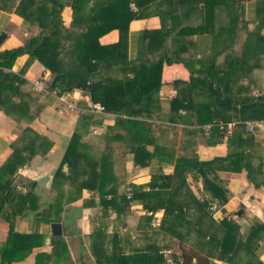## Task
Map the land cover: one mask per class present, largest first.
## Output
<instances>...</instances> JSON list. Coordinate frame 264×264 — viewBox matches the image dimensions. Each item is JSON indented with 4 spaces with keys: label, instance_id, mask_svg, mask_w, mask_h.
I'll use <instances>...</instances> for the list:
<instances>
[{
    "label": "trees",
    "instance_id": "trees-1",
    "mask_svg": "<svg viewBox=\"0 0 264 264\" xmlns=\"http://www.w3.org/2000/svg\"><path fill=\"white\" fill-rule=\"evenodd\" d=\"M32 1H35L40 9L37 20L42 29L37 36L22 46L1 51L0 66L11 67L13 59L24 53L31 59L36 58L52 74L48 85L50 89H55L57 94L73 89L87 90L91 102L101 103L105 112L115 115L114 124L108 130H116V127L133 129V139L138 146L149 143V139L145 140L142 136V129L149 135L152 128V121L147 119H160L162 116L172 118L173 114L185 118L194 114L200 124L239 121L236 128L243 126L241 123L246 120H264V96L257 98L251 96L249 85L232 86L233 75L238 69L251 70L257 66V60L264 55V0H256V17L249 29L246 28L245 20L241 18L242 0H47L48 5L44 0L40 3L36 0H20L16 6L17 13L20 12V7H28ZM64 4L72 8L73 16L69 27L63 25L60 16ZM131 7H135V10ZM152 7L157 8L156 13L160 17L162 27L167 20H170V27H164L163 30L140 31L139 39L149 40L150 43L145 44L147 45L145 48H140L134 58L126 60L125 65L117 67V70H125L123 77L113 74L114 69L106 62V55L126 57L129 21L149 13ZM217 8L221 11L218 15H222L226 21L213 27L209 23L215 14L217 16ZM21 13L18 14L22 16ZM28 16L29 13L23 12V17ZM185 17L194 22L184 23ZM80 21L85 22L84 26H79ZM242 27L246 28L244 29L246 34L238 55L226 62L227 68L220 75L217 72L216 58L234 47L236 36ZM111 29L118 30V41L110 45H100L98 37ZM169 33L173 43L170 42L162 48L161 40L163 41ZM192 34L196 35L192 43L194 54L176 57L175 55L180 52H187L185 41H189L188 37ZM157 37L160 38L159 50ZM176 38H181L180 45L175 41ZM65 54L69 57L67 65L63 66L62 58ZM150 54H155L152 61L148 60L147 55ZM173 62H180L187 68L190 74L189 81L176 79L172 82L177 91L164 109L159 99L161 70L164 63ZM27 64L18 72H5L0 68V109L7 115H15L13 116L15 119H18V114H26V103L15 101L13 98L18 95L21 85L25 82L22 75ZM128 72L132 75L128 76ZM260 82L262 84L256 83L258 86L256 88L263 90L264 78ZM194 87L197 88L196 91L193 90ZM194 93L201 94L203 98L199 101L194 100ZM179 110H184L186 115ZM91 114L80 115L79 126L71 134L61 162L53 174L52 184L55 188L61 186L62 180L70 185L67 197L69 201L77 198L85 188L97 192L99 202L105 208L111 207L117 214H121L129 208L132 199L142 198L145 210L164 208L158 228L181 241L183 237L176 228L183 226L188 205L159 203L158 200L164 194L160 188L165 184L170 185L177 178L170 194L174 195L177 190L184 187L186 190L183 194L192 198L186 186L185 172L195 169L201 174L204 186L211 191L209 197H204L203 200L195 196L192 198L193 211L189 222L192 232L199 240L198 246L215 250L219 259L229 263H234L239 254L243 253V264H259L254 261V250L264 236L263 223H253L248 232L241 235L237 223L232 219L223 218L219 222L211 221L214 234L200 232L210 207L209 201L215 198L220 206L228 198L227 190L215 182L217 176L209 178L207 173L219 167L232 169L238 165V168L241 166L246 168L250 178L251 164L244 161L241 152L240 156L235 152L228 153L223 158L214 157L202 161L188 158L177 164L171 175H153L147 191L143 190L142 185L133 183L128 185L129 189L120 191L122 181L117 179L112 170L113 158L109 149L96 158L81 141L80 128H87L92 122ZM33 116L30 114L27 118ZM210 130L216 134L217 139H222L223 130L216 125H212ZM236 132L235 129L232 130L233 134ZM24 133L31 131L24 128ZM23 134L19 138L24 136ZM117 135L119 134H114L115 137H119ZM19 138L12 154L0 166V217L5 215V205H10L11 214L14 216L32 213L38 222L45 224L59 222L62 203L54 201L39 207L32 182L26 184L24 192L15 189L12 176L19 166L29 161L33 153V149L27 148L26 144H18ZM231 140L229 137V142ZM134 152L137 153L136 150ZM64 165L66 171L63 170ZM254 184L259 186L260 182ZM108 194L109 199L106 198ZM144 219L142 227L151 232L155 228L152 226L151 216L146 215ZM205 235H209L208 240L202 238ZM171 250L173 257L179 258L181 263L190 264L185 261L181 250L178 252ZM66 260L69 261V256L61 233L51 232L47 241L43 233L15 231L13 222L9 220L8 231L0 243V264H19L24 261H28V264H63ZM97 261L101 263L99 259ZM162 261L163 256L153 242H147L127 255L114 250L106 255L108 264H160Z\"/></svg>",
    "mask_w": 264,
    "mask_h": 264
},
{
    "label": "crops",
    "instance_id": "crops-1",
    "mask_svg": "<svg viewBox=\"0 0 264 264\" xmlns=\"http://www.w3.org/2000/svg\"><path fill=\"white\" fill-rule=\"evenodd\" d=\"M36 1L40 3L41 0ZM19 2L20 0H0V33H5V37L0 43V52L22 46L29 39L37 36L42 29L37 20L40 9L36 2L32 1L28 7H20L18 13L22 12V16L16 10ZM44 3L49 4L47 0H44ZM40 5L44 6L38 4V6ZM256 7V0H242L241 18L245 20L248 29L254 24ZM131 9L135 10V7H131ZM156 11L157 8L152 7L149 13L129 21L126 57L116 58L106 55V62L114 69L113 74L123 77L125 70H117V67L125 65L126 60L134 58L140 48H145L147 46L145 44L150 43L149 40L139 39L138 33L140 31L145 29L163 30L164 27H170V20H167L162 27ZM216 11L217 16L215 14L209 23L213 27L226 21L222 15H218L220 11L218 8ZM23 12L29 13L28 18L23 17ZM60 16L63 25L69 27L73 16L72 8L68 4H64ZM183 22L192 24L194 21L185 17ZM84 23V21H80L78 24L84 26ZM246 28L242 27L240 33L238 32L233 48L217 56V72L220 75L227 68L226 62L238 55L246 34L244 30ZM170 35L169 33L165 36L166 38H163V41L161 40L162 48L164 45L166 47L167 44H170ZM195 37L196 35L192 34L188 37L189 41H185L187 52H180L175 56H192L194 54L192 43ZM118 39V30L111 29L98 37V43L102 46L110 45L116 43ZM159 39L157 37L158 50ZM180 39L176 38L175 40L179 45ZM147 56L150 61L155 59V54ZM68 57L69 55L66 54L63 56V66L67 65ZM25 64H27V68L22 75L25 82L21 85L18 95L13 99L26 103V114H18V119H15L13 117L15 115H7L0 109V166L12 154L17 139L23 134V129H30L31 133H24V136L19 138L18 144H26L27 148L33 149L32 156L27 163L15 170L12 179L16 191L19 192H24L27 187L26 184L29 182L33 183V192L39 207L54 201L62 203L58 223L61 224V235L69 256V261L66 260L63 264H108L106 255H109L113 250L127 255L147 242H153L159 249L169 247L175 252L181 250L185 261L190 264L244 263L243 253L239 254L234 263H229L224 259H219L215 250L198 246L199 240L196 234L192 232L191 222H189V217L193 211L192 198L195 196L203 200L204 197H209L211 191L204 186L201 174L195 169L185 172L186 186L190 190L192 198L183 194L186 190L184 187L177 190L174 195L170 194L177 178L170 185L165 184L160 188L164 194L158 200L159 203L188 205L183 226L176 228L183 237L181 241L158 227H155L151 232L142 227L146 216L142 198L132 199L126 212L117 214L111 207L105 208L101 205L97 192L85 188L82 189L77 198L69 201L67 197L70 185L62 180L61 186L55 188L52 184L53 174L61 162L71 134L79 126L80 115L86 113H92L90 115L92 122L87 128H80L82 132L81 141L88 146L87 150L96 158H99L103 151L109 149L113 158L112 170L117 179L122 181L119 186L120 191L129 189L130 183L142 185L143 190L147 191L153 175H171L177 164L183 163L188 158L202 161L214 157L223 158L228 153L235 152L240 156L239 153L241 152L244 161L251 164L250 178L246 168L242 166L238 168L237 164V166L235 165L236 168L219 167L213 172L207 173L209 178L217 176V180L215 177L213 180L227 190L228 198L220 206L217 204L219 201L215 198L209 201V205L216 206V209L211 210L208 207L200 232L202 234H214L211 221L219 222L221 219L227 218L237 223L239 234L245 235L253 223L264 224V120L256 121L255 127L250 131L246 130L244 125L240 127L241 129L235 127L236 134H233L232 131L229 134L224 133L222 139L219 140L215 133H211V130H204L203 126L208 123H198L194 114L185 118L173 114L172 118L162 116L160 119H147V121H152V128L149 135L147 131L144 132L142 129V136L145 137V140L149 139V143L138 146L133 139V129L116 127V130H108L114 124V114L88 111L91 99L87 90L66 91L77 108L86 109L84 113L59 112L57 107L62 106V103L58 101L57 95L54 93L55 89L48 88L39 92L33 90V80L43 76L49 81L52 78L51 72L36 58L31 59L27 53L20 54L13 59L11 67L0 66V68L5 72H18ZM127 75L131 76L132 73L128 72ZM189 75L187 68L180 62L163 64L159 91L162 108H167L170 98L176 94L177 89L172 82L176 79L187 82ZM233 77V87L249 85V88H252L257 86L256 83L262 84L260 80L263 81L264 78V55L257 60V66L251 70L238 69ZM193 90L196 91L197 88L194 87ZM193 95L194 100L197 101L203 98L201 94L194 93ZM179 111L186 115L184 110ZM30 114L34 116L27 118ZM97 127H99V131L93 132V129ZM115 133H118L117 136L119 137H115ZM229 137L232 138L230 142ZM135 150L137 153L134 152ZM135 156L136 162H134ZM63 170L66 171V165L63 166ZM254 182H260V185L256 186ZM59 191L62 192L59 193ZM106 198L109 199L110 195H106ZM4 210L5 215L0 217V243L8 231L9 220L13 222L15 231L43 233L48 241L51 223L45 224L36 221L32 213L26 216H14L11 214L10 205H5ZM155 210L161 217L163 216L164 208ZM71 213L74 217L68 219L67 216ZM67 219L68 222H66ZM63 222H65L64 225ZM208 237L209 235H205L202 238L208 240ZM254 253V261L264 264V236ZM97 259L101 263H98ZM160 264H165L164 258Z\"/></svg>",
    "mask_w": 264,
    "mask_h": 264
},
{
    "label": "built area",
    "instance_id": "built-area-1",
    "mask_svg": "<svg viewBox=\"0 0 264 264\" xmlns=\"http://www.w3.org/2000/svg\"><path fill=\"white\" fill-rule=\"evenodd\" d=\"M49 79L46 77H40L32 81V88L33 90L39 92V91H44L47 90L49 87ZM54 93H56L54 91ZM57 99L59 102L62 103V106L57 107V110L59 112L67 111L71 113H84L86 109L82 108L79 109L75 106L74 102L68 97V94L66 92H63L61 94H57ZM250 95L253 96L254 98H257L259 96H264V89L260 90L256 87H252L250 90ZM88 111L95 112V113H103L105 112V109L103 105L99 102H91ZM239 121H228V122H217V123H208L203 126L204 130L208 131L212 127V125H216L220 130H223L225 134L231 133V131L237 126ZM256 121L253 120H246L243 121V125L245 126V129L250 131L252 130L255 125ZM99 131V127L96 129H93V132ZM211 210H215L216 206L210 205ZM146 215L151 216V223L152 226L154 227H159L160 222H161V216L158 214L157 210H146L145 211ZM159 253L162 254L164 258V263L165 264H183L177 257H173L172 255V250L170 248H161L159 249Z\"/></svg>",
    "mask_w": 264,
    "mask_h": 264
},
{
    "label": "water",
    "instance_id": "water-1",
    "mask_svg": "<svg viewBox=\"0 0 264 264\" xmlns=\"http://www.w3.org/2000/svg\"><path fill=\"white\" fill-rule=\"evenodd\" d=\"M4 37H5V33L4 32H1L0 33V43L3 40ZM51 232L53 234H59V233H61V224L58 223V222L51 223Z\"/></svg>",
    "mask_w": 264,
    "mask_h": 264
},
{
    "label": "rangeland",
    "instance_id": "rangeland-1",
    "mask_svg": "<svg viewBox=\"0 0 264 264\" xmlns=\"http://www.w3.org/2000/svg\"><path fill=\"white\" fill-rule=\"evenodd\" d=\"M145 211H146V210H145ZM71 217H74V215H73L72 213H71L70 215H68V216H67V218H68V219H70ZM68 219H67V221H66V222H68ZM62 224L64 225V224H65V222H63ZM35 225H36V224H35ZM25 262H27V264H28V261H24V262H22V263H19V264H26Z\"/></svg>",
    "mask_w": 264,
    "mask_h": 264
}]
</instances>
